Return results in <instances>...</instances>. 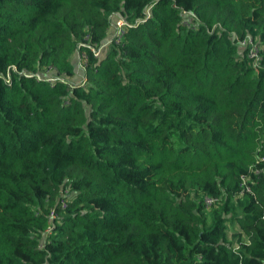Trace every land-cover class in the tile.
Listing matches in <instances>:
<instances>
[{
    "label": "trees",
    "instance_id": "1",
    "mask_svg": "<svg viewBox=\"0 0 264 264\" xmlns=\"http://www.w3.org/2000/svg\"><path fill=\"white\" fill-rule=\"evenodd\" d=\"M262 157L264 0H0V264H264Z\"/></svg>",
    "mask_w": 264,
    "mask_h": 264
},
{
    "label": "built area",
    "instance_id": "2",
    "mask_svg": "<svg viewBox=\"0 0 264 264\" xmlns=\"http://www.w3.org/2000/svg\"><path fill=\"white\" fill-rule=\"evenodd\" d=\"M126 25H130V24L128 23V21L124 17H120L116 21V33H115L114 36L110 37L108 40H106L104 43H102L98 47L92 46L87 41H82L79 44V47L88 46L93 51L94 55L100 56L103 52H105L108 49V47L110 45H112L113 43H118V42L121 41V37L125 33V28H126L125 26ZM252 55L258 56L257 48L253 49ZM82 58H83V60H81L80 62L82 64V66L84 67L85 61L87 62V54L83 53L82 54ZM27 76H33V74H30V75H27ZM38 78H40V77L38 76ZM48 80L53 81V80H55V78H49ZM262 158L264 159V157H262ZM215 200H216L215 198L206 197L205 203L207 205H211V204H213L215 202ZM63 206H66V202L63 203ZM55 215H56L55 210H52V212L50 214L51 218L55 217ZM48 229H52V227H49Z\"/></svg>",
    "mask_w": 264,
    "mask_h": 264
}]
</instances>
